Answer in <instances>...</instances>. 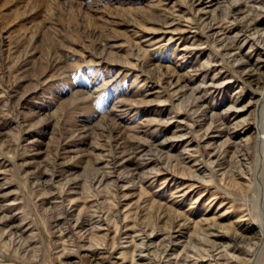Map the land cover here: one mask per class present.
Masks as SVG:
<instances>
[{
	"label": "rangeland",
	"instance_id": "rangeland-1",
	"mask_svg": "<svg viewBox=\"0 0 264 264\" xmlns=\"http://www.w3.org/2000/svg\"><path fill=\"white\" fill-rule=\"evenodd\" d=\"M259 118L264 0H0V264H264Z\"/></svg>",
	"mask_w": 264,
	"mask_h": 264
},
{
	"label": "bare ground",
	"instance_id": "bare-ground-1",
	"mask_svg": "<svg viewBox=\"0 0 264 264\" xmlns=\"http://www.w3.org/2000/svg\"><path fill=\"white\" fill-rule=\"evenodd\" d=\"M262 101V100H261ZM260 120H259V128H260V130L263 132V127H264V119H262V118H259ZM260 131V132H261ZM259 132V133H260ZM260 138V137H259ZM262 140H264V139H262ZM261 144V143H260ZM261 149H263V148H261Z\"/></svg>",
	"mask_w": 264,
	"mask_h": 264
}]
</instances>
